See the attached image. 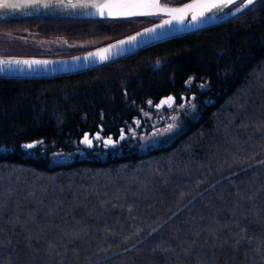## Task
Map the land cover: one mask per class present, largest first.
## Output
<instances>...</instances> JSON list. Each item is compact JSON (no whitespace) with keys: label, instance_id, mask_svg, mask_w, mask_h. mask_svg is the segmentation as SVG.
Instances as JSON below:
<instances>
[{"label":"trees","instance_id":"obj_1","mask_svg":"<svg viewBox=\"0 0 264 264\" xmlns=\"http://www.w3.org/2000/svg\"><path fill=\"white\" fill-rule=\"evenodd\" d=\"M159 19H9L0 48L67 57ZM192 76L198 116L169 144L52 162ZM0 264H264V5L95 69L0 77Z\"/></svg>","mask_w":264,"mask_h":264},{"label":"water","instance_id":"obj_2","mask_svg":"<svg viewBox=\"0 0 264 264\" xmlns=\"http://www.w3.org/2000/svg\"><path fill=\"white\" fill-rule=\"evenodd\" d=\"M258 0L249 5L248 0H243V3L239 5L237 10V4L239 0H232V3L227 7L217 10L214 13L206 12L205 17L200 21L192 20V12L186 14V19L183 22L178 20H172V23H166L171 17L166 13H160L157 15H135L131 17L117 16V15H101V10L94 7L97 3H103L104 0H0V4L8 3L15 4L17 7H0V21L19 18H34V17H57V18H69L78 20H123L133 19L141 17H161L158 21L147 25L135 32H132L126 36H123L114 41L108 42L101 46L95 47L88 51L67 56V57H46V56H17V55H0V61L4 60H19V61H45L42 64H33L31 67L25 64H11L0 65L3 71H0V77L3 78H53L62 77L75 73L84 72L87 70L95 69L105 64L112 63L120 58L129 56L141 49L152 46L161 41L184 36L194 31L207 29L218 25L226 20L242 13ZM206 3L210 0H188L181 4H166L171 8H182L188 4L194 3ZM233 7V8H231ZM212 10V11H213ZM199 11V10H196ZM163 25V27H161ZM148 29H155L154 33H147ZM144 35H139V34ZM136 37V41L132 44H121V41H127L131 37ZM116 45V47H112ZM104 49H110L108 52H104ZM102 56H106L107 59H101ZM185 96L184 94L182 95ZM172 97L175 101L174 94L170 93L160 97L155 103V109H161L168 107L169 104L165 103L161 105V101ZM100 129H103L102 125H99ZM86 135L90 134V131H85ZM82 143L85 147H91L92 144ZM40 143V140H33L25 142L24 145L33 144L34 147ZM83 153L84 150H80Z\"/></svg>","mask_w":264,"mask_h":264},{"label":"rangeland","instance_id":"obj_3","mask_svg":"<svg viewBox=\"0 0 264 264\" xmlns=\"http://www.w3.org/2000/svg\"><path fill=\"white\" fill-rule=\"evenodd\" d=\"M264 5V0H258L255 3V6ZM28 44H24V42ZM63 43L54 40H35L33 38H22V41L16 44L14 49H5L0 48V52L13 53L17 56L23 55H37L40 56L43 50H52L53 47H62ZM21 54V55H18ZM191 83H195V78H191ZM194 95L184 96L182 97V101L180 103H174L172 106L168 107L166 110L164 108L155 109L153 103L147 105V108L141 110L145 116L148 117V120L151 121V127L149 130H140L137 137L138 148H136L139 152H147L151 148L157 147L158 145L169 144L173 138L182 132L185 127L188 119H195L198 116V108L194 102ZM194 106V107H193ZM176 117L175 120L172 118ZM139 122V120H138ZM137 122V123H138ZM140 123V122H139ZM170 124H174L175 127L171 129V131H165ZM136 131V129L134 130ZM162 145V146H164ZM28 151L31 148L27 149ZM80 150H84L79 140L75 142V150L72 152H63L57 151L52 154V162L53 163H65L72 161L76 156L75 154H79V157L87 156V155H101L105 154L104 150L99 151L96 147L92 148V153H80Z\"/></svg>","mask_w":264,"mask_h":264},{"label":"snow or ice","instance_id":"obj_4","mask_svg":"<svg viewBox=\"0 0 264 264\" xmlns=\"http://www.w3.org/2000/svg\"><path fill=\"white\" fill-rule=\"evenodd\" d=\"M167 2H171V0H167ZM254 2V0H248V4L251 5ZM232 3V0H210V2L206 3H194V4H188L185 5L182 8H171L167 7L166 4H162L161 0H104L103 3H97L93 5L94 7L101 10V15H117V16H124V17H131L135 15H157L160 13H166L168 16L171 17L170 20L166 21V23L171 24L172 20H178L180 22H183L184 19H186V14L188 12H192V20L193 21H200L202 18L205 17L206 12H212L213 9L220 10L224 7H227ZM243 3V0H239L237 4V10H239V5ZM0 7H17L15 4H8L3 3L0 4ZM199 10V11H196ZM163 27V25H161ZM155 29H148L147 33H154ZM139 35H144L139 34ZM136 37H131L127 41H121V44H132L136 41ZM112 47H116V45H113ZM104 52L110 51V49H104ZM101 59H107L106 56H102ZM46 63L45 61H19V60H4L0 61V65H11V64H25L31 67L33 64H42ZM0 71H3V68H0ZM151 103V102H149ZM169 104L171 106L172 103H174V98L169 97L164 101H161V105L163 104ZM194 107V106H193ZM173 120L176 119V117L172 118ZM175 127L174 124H170L165 131H171V129ZM84 143L90 144L91 141L88 139V137H85ZM111 143V141H109ZM25 148H33V144H27L24 145Z\"/></svg>","mask_w":264,"mask_h":264},{"label":"flooded vegetation","instance_id":"obj_5","mask_svg":"<svg viewBox=\"0 0 264 264\" xmlns=\"http://www.w3.org/2000/svg\"><path fill=\"white\" fill-rule=\"evenodd\" d=\"M192 77L188 78L184 83L187 89L186 93L184 94L186 96H190V95L195 96V94L191 93L190 91L193 86V83H191L190 81ZM182 95L176 96L174 94L175 96L174 103L175 102L180 103L182 101V97H183ZM149 102L153 103V105L155 103L154 100H148L147 105L150 104ZM174 103H172L171 106ZM168 107H164V109L166 110ZM138 120L140 123L138 122ZM99 125H102V124H98L96 128L88 130L90 131L89 135H86L84 131L79 137V143L81 147L84 149L83 153H85V151H87L88 153L90 152L92 153L91 150L94 147H96L99 151H102V149H108V150H104L105 154L112 152V151L121 152L124 149L138 148V143H137L138 133L140 132L141 129L146 130V131L149 130L151 127V121L148 120V117L145 116L143 112H140V114L138 115H134L130 118L123 119L122 121L117 123L116 126L110 129L106 128L103 125H102L103 129H100ZM135 129L136 131H134ZM85 137H88V139L91 141V144H92L91 147H85L83 145L82 138H85ZM109 141H111V143H109ZM162 145L164 144L158 145L157 147H154V148L161 147Z\"/></svg>","mask_w":264,"mask_h":264},{"label":"bare ground","instance_id":"obj_6","mask_svg":"<svg viewBox=\"0 0 264 264\" xmlns=\"http://www.w3.org/2000/svg\"><path fill=\"white\" fill-rule=\"evenodd\" d=\"M215 11H217V10H213L212 13H214Z\"/></svg>","mask_w":264,"mask_h":264}]
</instances>
